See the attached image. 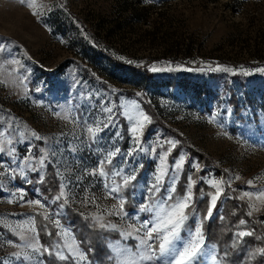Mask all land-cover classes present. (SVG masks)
Here are the masks:
<instances>
[{
	"label": "rangeland",
	"instance_id": "rangeland-1",
	"mask_svg": "<svg viewBox=\"0 0 264 264\" xmlns=\"http://www.w3.org/2000/svg\"><path fill=\"white\" fill-rule=\"evenodd\" d=\"M0 43L5 45L0 52V133H6L0 135L5 149L0 152V261L21 264L13 257L24 250L18 226L27 228L36 212L59 219L71 243L75 233L67 207L82 217L102 215L105 223L115 224L120 238L108 240L109 255L114 248H127L123 256L131 257L138 241L121 233L151 221L153 213L142 212L141 206L158 205L168 195L171 177H177V188L182 175L187 183L189 176L195 181L192 191L200 182L214 193L210 180L227 181L223 190L237 187L240 199L256 204L258 211L250 209L264 217V202L256 200L264 191V72L257 71L264 69V0H0ZM141 95L152 115L178 137L151 119L141 145L147 151L134 153L127 163L118 155L105 166L107 177L84 175L85 167L96 168L108 150L119 147L125 153L134 147L123 113L135 102L147 114ZM105 102H111L114 122L89 149L84 146L91 143L86 129L107 119ZM211 116L216 117L212 122ZM33 131L45 139L35 140ZM117 131L122 138L114 135ZM57 141L61 153L53 157ZM167 141L178 143L167 155L163 188L153 193L149 188L160 156L171 147ZM72 145L78 147L79 162L69 151ZM30 146L37 159L40 149L49 151L43 183L40 173L27 168V179L19 175ZM97 147L105 151L97 153ZM180 156L185 163L177 173L171 165ZM197 163L200 170L192 166ZM12 168L16 171H5ZM49 169L52 182L46 180ZM57 169L66 180L82 176L79 187L69 183L65 189L67 204L64 198L55 199L61 184ZM133 169L136 179L125 186L123 177ZM105 183L119 191L109 193ZM21 189L25 201L39 200L44 207L8 203L10 192ZM177 191L174 198L182 196ZM120 200L133 209L123 205L126 215H110L120 211ZM219 212L216 208L213 217ZM198 224L196 217L192 230H182V238L187 240ZM205 253L199 264H220L213 247L205 245Z\"/></svg>",
	"mask_w": 264,
	"mask_h": 264
},
{
	"label": "snow or ice",
	"instance_id": "snow-or-ice-1",
	"mask_svg": "<svg viewBox=\"0 0 264 264\" xmlns=\"http://www.w3.org/2000/svg\"><path fill=\"white\" fill-rule=\"evenodd\" d=\"M32 5L29 4V7ZM51 11V9H49ZM36 14L35 12L33 13ZM5 50L4 43H0V52ZM12 63H19V61L13 60ZM156 69H153L155 71ZM220 70V69H218ZM225 72L231 71V69L224 68L222 69ZM257 71L264 72V69H257ZM111 102H105L103 105V111L107 113L106 120L97 121L95 126L89 124L87 127L88 139L91 143L84 145L85 147L91 149L93 144H98L99 140L103 139V136L100 135L102 132L106 131L110 128L114 122L115 117L112 115L113 108L108 106ZM121 108H125V105H121ZM125 119L130 125V139L134 145L130 150L125 153H122V150L119 147H116L114 150H108L106 155L103 156L97 162L96 168L89 170L85 167L83 174L90 175L93 177H107L109 174L105 171V166L108 164H112L113 160L119 155L122 156V163H127L129 157H133L134 153L138 151H147V149H143L141 147L143 143V133L147 124L151 123V117L147 115L144 111L140 109V106L135 102H132L131 109L126 110L123 113ZM216 119L215 116L210 117V122ZM6 133H0V135H5ZM31 136L35 140H43L45 138L38 135L36 132H31ZM114 135L118 138L121 137V133L119 131L115 132ZM7 143L11 144L12 141L8 140ZM57 147L51 150V156L56 157L61 153L60 142L57 141ZM84 144V142H81ZM171 147L167 152L160 156V167L158 168V174L155 176V183L150 185L149 191L153 193L161 192L163 185L165 183V178L168 176V167L166 165L167 155L176 148L178 141H167ZM160 147H163V144H160ZM4 148L0 146V152H4ZM95 152L100 153L105 151L101 147H97L93 149ZM11 152H15V148L10 149ZM42 155L37 159L32 155V147L30 146L28 149V154L22 158L23 166L19 167V175L27 179L25 174V169L28 171L38 172L39 182H44V176L41 172L42 169L46 167L45 161L49 160V151L45 149H40ZM69 151L73 154L74 160L79 162L80 158L75 156V153L78 151V147L76 145H72ZM152 151H155L153 149ZM33 160L36 161V164H33ZM16 162V157H13V163ZM185 163L184 156H180L178 160H176L172 165V170L179 173L182 170V167ZM38 165V167H37ZM197 170H200V165L193 164ZM139 167H143V165H139ZM5 171L15 172L16 169H6ZM122 168L116 172V175H120ZM57 175L61 180L59 195L55 197L56 200H60L64 198V204H67L66 191L69 187V183H74L75 186L79 187L80 183H82V176L77 175L74 181L69 178L65 179L64 173L57 169ZM136 179L135 169L132 170V173L123 177L124 185H128L130 181H134ZM172 185L169 186L166 190L168 192L167 196L162 197V200L156 206L151 205H142V212H150L153 213L154 218L151 221H144L142 224L132 231L122 232V236L133 237L138 241L136 245L137 253L132 255L131 257H124L123 254L129 252L130 249H121L114 248L112 249V254L108 256L110 261H113V264H141V262L147 261L151 262V264H156L157 261H161V264H199L201 258L206 254L205 253V241L202 231V222L198 224L195 229L189 234V238L184 240L181 236V232L184 228L185 222L188 219L187 210L192 207L193 203V192L192 188L195 184V181L191 176L188 177V187L185 193L180 197H175L174 194L176 191V181L177 177H171ZM239 179V177H236ZM31 180H28V183H31ZM228 183L227 181L221 180H210L209 184L215 188L214 193H209L210 201L209 207L207 209V213L204 217L206 220H210L213 217L214 210L217 206V201L223 194L222 184ZM249 186L253 184V181L248 182ZM2 187V186H0ZM103 187L108 190L109 193H117L119 188L117 186H113L109 188L108 184H104ZM88 190L85 189V192ZM26 193L21 189L18 191L10 192L11 198L7 201L8 203L13 202H21L28 204L39 205L40 207H44L39 200H27L25 201ZM245 196H251V193H244ZM89 197L85 195L84 202L87 203ZM256 200L264 202V191L256 194ZM172 201V203H168ZM92 202L95 203V196H92ZM124 201H119L120 211L118 213L109 212V214H118V215H126L123 212ZM63 207V205H61ZM249 207L253 210H259L256 204H250ZM116 206H113L115 209ZM250 211L248 215H251ZM56 215H59L57 213ZM223 219V217H221ZM44 220L49 221L54 224L58 229L56 232V236L59 237V242H54L49 246H44L39 241V231L36 228L35 218H30L28 223V227L24 228L23 225H19V237L23 242V251L13 253V257L16 261H20L21 264H48L45 260V256L55 257L60 261H66L69 258L73 261V264H91L88 261L87 253L80 248L79 243L76 241L75 236H72V242H67V237L69 235V230L62 227L59 219L53 220L51 216L44 215ZM91 220L94 225H97L101 229L106 230H117L116 225L112 223H105L104 217L102 215L92 214ZM246 222L244 220L240 221V224L243 225ZM151 224V227H149ZM142 233V235H133V233ZM49 236L53 234L51 232L47 233ZM155 234V236H154ZM239 238H243L248 235H252L251 232H238L236 234ZM156 241H158V255L156 254ZM8 244H11L12 241H7ZM20 247V245H16ZM112 247L111 245L109 246ZM88 252H91L92 249H88ZM261 254H264V249L258 250ZM123 257V258H122ZM215 260V257H213ZM0 264H12V260L0 261Z\"/></svg>",
	"mask_w": 264,
	"mask_h": 264
},
{
	"label": "trees",
	"instance_id": "trees-1",
	"mask_svg": "<svg viewBox=\"0 0 264 264\" xmlns=\"http://www.w3.org/2000/svg\"><path fill=\"white\" fill-rule=\"evenodd\" d=\"M126 94L132 95L129 92ZM141 98L144 99V96L141 95ZM234 103L235 101L232 100V104ZM144 106L147 114L153 120L154 126L160 125L167 132L178 137L176 133L160 123L152 115L150 105L146 104L145 99ZM197 155L198 158H201L200 154ZM50 173H52V169H49V172L46 173V176H48L46 180L52 182L53 179H51ZM185 177L186 175H182L176 188L178 189L176 195H183L184 187L186 188L188 186ZM210 191V187L200 182L195 185L192 191V207L187 210L188 219L183 229L192 230L194 227V219L198 217L200 223L202 222L205 245H209L215 249L216 259L220 264H264V254L258 251L259 249H264L263 215L253 212L248 204L240 199L237 187H225L223 194L217 201L216 208H220L219 215L214 216L210 220H206L204 217L209 207L210 197L208 194ZM124 206L127 210L133 209L130 207V202L124 204ZM250 211L252 214L248 215ZM65 212L71 220L75 238L80 248L87 253L88 260L91 264H112L113 261L108 259L109 252L106 244L109 239H119L120 235L114 230L99 228L93 224L91 219L82 217L71 208L67 207ZM33 216L36 221V228L39 231L40 243L44 246H49L54 242H59L56 236L55 226L49 221L44 220V214L36 212ZM241 220H244L246 223L241 225ZM241 231L251 232L252 235L245 236L241 239L236 235ZM48 232H51L53 235L49 236L47 234ZM88 249H92V251L88 252ZM44 258L48 264H73V261L70 259L60 261L55 257H49L47 255Z\"/></svg>",
	"mask_w": 264,
	"mask_h": 264
}]
</instances>
